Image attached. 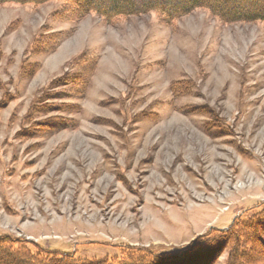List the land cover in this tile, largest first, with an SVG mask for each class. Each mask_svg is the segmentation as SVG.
I'll return each instance as SVG.
<instances>
[{"label":"rangeland","instance_id":"374dc122","mask_svg":"<svg viewBox=\"0 0 264 264\" xmlns=\"http://www.w3.org/2000/svg\"><path fill=\"white\" fill-rule=\"evenodd\" d=\"M63 7L0 5V238L73 261L161 258L264 212V22ZM250 255L264 264L258 243L235 251Z\"/></svg>","mask_w":264,"mask_h":264},{"label":"trees","instance_id":"16d2710c","mask_svg":"<svg viewBox=\"0 0 264 264\" xmlns=\"http://www.w3.org/2000/svg\"><path fill=\"white\" fill-rule=\"evenodd\" d=\"M53 0H0V5L6 3L42 5ZM63 2V8L70 7L66 13L78 20L86 14H94L106 21L113 18H126L139 16L146 13H157L169 22L178 17H183L193 10L204 9L210 14L219 16L223 22L238 21H262L264 22V0H58ZM72 20V19H71ZM50 36V37H49ZM49 38H55L50 34ZM47 37V38H48ZM48 38V39H49ZM48 39L44 41L48 42ZM49 49V48H48ZM49 51V50H48ZM53 51V48L50 50ZM49 51V52H50ZM38 66L33 68L34 73ZM83 76V74H82ZM84 77V76H83ZM234 220L232 225L225 231H220L223 237L218 242H213L212 248L197 246L198 239L191 247L176 256L154 258L151 255L138 254L136 257L126 258L124 261L115 259L104 261H73L54 254L45 256H33L25 248L23 243L8 238H0V264H184L206 255H217L225 246H231L228 264H239L236 261L235 251L243 246L250 252L258 245L264 250L260 234L264 235V212L255 216L248 222ZM249 232V236H248ZM246 240L244 241V235ZM244 241V242H243ZM242 244V245H241ZM260 249V248H259ZM233 253V254H231ZM257 256V253H255ZM210 255V256H211ZM264 257V255H262ZM258 260L252 261L250 257L241 260L240 264H257Z\"/></svg>","mask_w":264,"mask_h":264}]
</instances>
